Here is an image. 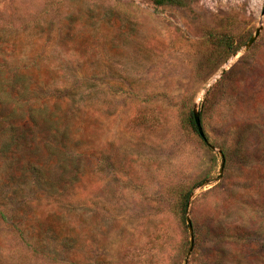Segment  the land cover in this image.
Segmentation results:
<instances>
[{
	"label": "rangeland",
	"instance_id": "obj_1",
	"mask_svg": "<svg viewBox=\"0 0 264 264\" xmlns=\"http://www.w3.org/2000/svg\"><path fill=\"white\" fill-rule=\"evenodd\" d=\"M263 9L0 0V57L71 122L60 149L81 169L68 179L38 137L52 185L38 189L0 156V264H264ZM194 103L215 149L188 122ZM197 182L186 261L176 198Z\"/></svg>",
	"mask_w": 264,
	"mask_h": 264
},
{
	"label": "trees",
	"instance_id": "obj_2",
	"mask_svg": "<svg viewBox=\"0 0 264 264\" xmlns=\"http://www.w3.org/2000/svg\"><path fill=\"white\" fill-rule=\"evenodd\" d=\"M152 2L155 5H182L184 0H152ZM0 58L1 158L10 156L13 163L17 165L16 168L27 175L30 183L37 185L38 189L45 186L52 187L49 182L50 179L44 173L46 170L45 165L40 164V159L34 155V150L38 147H35V143H37L36 139L39 137L40 140H43L46 158H55L56 162H65L63 174H68V179L75 177L76 180V177L81 172L80 167L74 166V162L71 161H77L76 157L62 156L60 149V145H62L60 142L66 145L71 140V122H68L64 117L60 118L55 108L50 106L49 99H46L44 102L39 100L37 88L31 86V81L26 74L16 69H11V64L6 58ZM69 118L73 119V123L74 114H71ZM188 122L193 131L198 134L192 112L188 115ZM25 156H34L35 158L34 160H28ZM73 184V182H69L64 187H68L72 191L74 189ZM203 184L204 182H197L194 186L189 189L180 190L177 194L178 216L180 223L185 229L187 227L185 214L192 189L200 187ZM51 190L53 192H62L63 188H53ZM0 217L3 219L5 217L2 212H0Z\"/></svg>",
	"mask_w": 264,
	"mask_h": 264
},
{
	"label": "water",
	"instance_id": "obj_3",
	"mask_svg": "<svg viewBox=\"0 0 264 264\" xmlns=\"http://www.w3.org/2000/svg\"><path fill=\"white\" fill-rule=\"evenodd\" d=\"M262 12H264V9L262 10ZM261 30V27H258L256 30H255V33L248 39V41L245 43L244 45V49L246 50L253 42L254 40L257 38V36L259 35V32ZM236 54H233V57L235 56ZM225 71V68H222L221 70V73ZM192 115H193V119H194V123H195V126L197 128V131H198V134L200 135V137L204 140V142H206V144L212 148V149H215V147L209 143V141L207 140L205 134H204V131H203V127H202V124H201V119H200V113H199V108H198V105L197 103H194L193 104V108H192ZM218 153L219 155L221 156L222 158V161H221V165H220V174L223 170V166H224V156H223V153L221 150H218ZM186 221L188 223V229H189V233H190V243H189V249H188V252H187V256H186V261L188 260V257L190 255V252L191 250L193 249V245H194V236H193V229H192V225H191V220L189 218V216L186 218Z\"/></svg>",
	"mask_w": 264,
	"mask_h": 264
}]
</instances>
